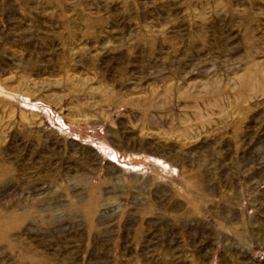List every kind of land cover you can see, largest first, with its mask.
Here are the masks:
<instances>
[{
    "label": "rangeland",
    "instance_id": "374dc122",
    "mask_svg": "<svg viewBox=\"0 0 264 264\" xmlns=\"http://www.w3.org/2000/svg\"><path fill=\"white\" fill-rule=\"evenodd\" d=\"M0 264H264V0H0Z\"/></svg>",
    "mask_w": 264,
    "mask_h": 264
}]
</instances>
